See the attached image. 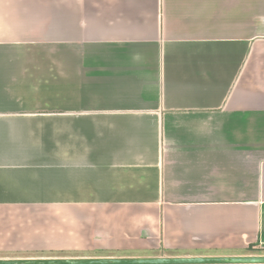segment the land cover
Here are the masks:
<instances>
[{"label":"crops","instance_id":"0c3cea01","mask_svg":"<svg viewBox=\"0 0 264 264\" xmlns=\"http://www.w3.org/2000/svg\"><path fill=\"white\" fill-rule=\"evenodd\" d=\"M51 188L68 258L264 256V0H0V246Z\"/></svg>","mask_w":264,"mask_h":264},{"label":"rangeland","instance_id":"374dc122","mask_svg":"<svg viewBox=\"0 0 264 264\" xmlns=\"http://www.w3.org/2000/svg\"><path fill=\"white\" fill-rule=\"evenodd\" d=\"M53 191L51 193V201L50 207L47 209H39L37 207H22L16 209H12L14 213L11 216L3 217V228H9L10 233H7L9 237L8 241H1L4 243L0 246V248H4L5 246H9L15 248L13 245H17L18 248L24 246L35 244L38 245L43 242V247L48 248L43 252L26 254L22 252L12 251L14 254H3L0 253V256L9 255L14 257H25V256H38L41 254L43 257H51V259H83V258H68L70 256H83L88 253L94 251H82L74 249H69L68 247L80 246L83 240L88 239V235L91 236L92 240L91 244L96 246L98 244V239L104 236V232L101 229H97L96 231H92L88 226L86 229L82 226H77V230L74 225V213L68 209H59L58 207V191L57 188H51ZM16 211V212H15ZM71 213V214H70ZM2 215L6 214V211L1 212ZM83 216V215H82ZM82 218L81 216H78ZM72 222H71V221ZM79 227V228H78ZM1 232V227H0ZM2 235H0V238ZM76 238L78 241L72 242L73 239ZM9 249V248H8ZM155 252L152 254L158 255L161 252L158 250H154ZM121 254H139L134 251L120 252ZM149 253V252H148ZM144 254V253H141ZM65 256V257H64ZM39 259V258H37ZM88 259V258H84ZM16 260V259H13ZM21 260V259H17Z\"/></svg>","mask_w":264,"mask_h":264},{"label":"water","instance_id":"95a60500","mask_svg":"<svg viewBox=\"0 0 264 264\" xmlns=\"http://www.w3.org/2000/svg\"><path fill=\"white\" fill-rule=\"evenodd\" d=\"M0 264H264V256L220 258H89L0 260Z\"/></svg>","mask_w":264,"mask_h":264}]
</instances>
